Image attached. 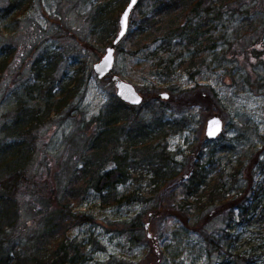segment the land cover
<instances>
[{"label": "rangeland", "instance_id": "1", "mask_svg": "<svg viewBox=\"0 0 264 264\" xmlns=\"http://www.w3.org/2000/svg\"><path fill=\"white\" fill-rule=\"evenodd\" d=\"M104 1H109V9L115 11L113 0H30L19 12L8 13L5 10L10 1L0 0V60L6 53L11 54L6 67L0 71V138L4 135L1 127L6 122V114L14 115L16 102L28 97L30 86L37 85L40 90L32 93L33 99L29 98L28 103L34 108V104L39 103L43 109L47 97L55 103L61 91L79 83L76 96L69 99L62 110L51 112L48 121L33 131L34 151L27 174L37 186L20 190L17 196L19 217L12 231V241L17 245L31 241L35 229L41 228L38 222L43 216L39 217L34 207H40L45 197L52 200L51 189L58 183L61 187L66 184L67 172L80 167L79 153L84 149L85 140L95 131L93 118L117 97L110 77L99 80L92 68L107 47L90 36L97 6ZM140 5L145 8L147 0H142ZM249 5L251 3H246ZM255 6L264 14V0H257ZM136 13L132 11L131 18ZM117 22L109 39L118 30ZM236 23L225 22L224 31L231 33ZM128 27L130 32L133 29L130 21ZM250 28H238L239 38L233 43L236 52L246 50L256 39L255 33H243ZM115 49L112 74L133 84L143 96V85L152 80L149 78L151 62L143 52L134 54L125 40ZM204 56L202 79L198 81L211 87L219 99V107L214 106L212 113L199 106L168 109L167 117L180 121L181 128L167 136L165 151L173 155L177 164L190 155H199L200 162L205 163L210 148H215L210 179L223 183L226 196L231 198L234 186L249 178L264 187V83L258 81L262 73L257 67L254 70L249 67L247 71L251 72V81L255 78L257 82L239 80V69L246 72V68L243 63L232 61L228 44L206 51ZM168 79L176 88L194 84L191 76L179 69ZM150 105L148 109L136 107L135 112L148 117L158 108L157 104ZM214 114L223 120V131L216 139L206 141L208 118ZM221 144L232 145L235 151L231 155L219 151ZM147 169V166L136 168L130 180L115 186L109 193L90 189L80 198L81 202L75 203L73 214H85L92 219L67 232V240L79 244L81 256L87 258L82 264H149L153 259L152 255L147 259L150 247L145 239L149 237L162 264H220L222 261L264 264V193L259 204L249 207L242 217L240 210L232 205L218 208L212 204L199 209L189 206L180 211L184 196L175 188L166 193L167 202L172 203L170 210L161 214L154 206L157 197L148 186ZM188 175L185 172L180 179L185 180ZM132 194H139L141 199L126 203L124 197ZM249 196L247 191L246 197ZM116 198L122 201L116 202ZM203 201L205 197L201 205ZM152 214L155 215L149 219ZM135 217L147 226L146 230L131 225ZM206 237L217 242L223 252ZM50 245L49 242L48 249Z\"/></svg>", "mask_w": 264, "mask_h": 264}, {"label": "trees", "instance_id": "2", "mask_svg": "<svg viewBox=\"0 0 264 264\" xmlns=\"http://www.w3.org/2000/svg\"><path fill=\"white\" fill-rule=\"evenodd\" d=\"M9 1L10 5L5 10L8 13L12 10L19 12L30 0ZM127 2L128 0H113L115 11L109 9V1L97 6L90 32L97 43L109 46L112 42L113 39L109 37L115 31L118 14ZM256 2L257 0H147L145 8H140L142 0L138 1L133 10L137 13L130 20L133 29L127 32L123 40L127 41L134 54L143 52L151 62L149 78L152 80L142 87L145 99L139 106H131L116 97L93 118L95 131L85 140L84 149L79 153L80 167L67 172L66 184L61 187L58 183V186L51 189L52 200L45 197L41 199L40 207H34L37 215L43 216L38 222L42 226L35 229L32 240L29 239L31 241L17 245L12 241V231L16 228L19 217L17 196L20 190L37 186V182L31 181L27 174L34 151L33 131L48 121L51 112L62 110L69 99L76 96L79 83L61 91L55 103L47 97L43 109L38 106L39 103L34 104L36 108L28 103L29 98L33 99L32 93H39L40 90L37 85L29 87L28 97L24 101L19 98L14 115L10 117V114H6V122L1 127L4 135L0 138V264L87 262V258L81 256L79 244L67 240V232L76 225L92 222V219L85 214H73V206L81 202L80 198H84L90 189L109 193L115 186L125 184L132 178V171L141 166L148 167V186L157 197L154 206L161 214L170 210L172 203L167 202L168 194L175 188H179L184 196L181 204L183 209L180 208V211H185L189 206L199 209L212 204H216L218 208L232 205L240 210L243 217L249 207L259 204V198L264 193L262 184L253 183L250 178L244 180L234 186L235 191L228 198L223 189L224 184L218 183L214 178L210 179L215 148H210L205 163L200 162L199 155H190L184 162L177 164L173 155L165 151L164 143L170 133L181 128L180 121L167 117L168 109L199 106L212 113L215 111L214 106L219 107V99L211 87L198 81L202 79L201 68L206 62V51L228 44V51L233 55L232 61L239 65L243 63L246 68V72L239 69V80L245 83L257 82L255 78L251 81V72H247L249 67L253 70L257 67V71L262 73L258 81L264 83V14L255 6ZM246 3L251 5L246 6ZM110 21L113 29L110 28ZM225 22H237L236 26L243 27L235 26L236 29L227 33V30L224 31ZM244 27H251L243 33H255L256 39L246 50L236 52L233 43L239 38L238 28ZM222 53L225 54V51ZM8 54L0 60V71L6 67L11 55ZM176 69L190 75L194 84L185 88L170 85L168 77ZM36 74L40 78L38 71ZM162 90L168 93L165 100L158 97L159 93L156 94ZM150 104H157L158 108L148 117L135 112L136 107L144 106L148 109ZM219 151L231 155L235 150L232 145L221 144ZM177 165L180 167L177 168ZM185 172L189 175L181 180L180 177ZM247 191L250 192L249 197H246ZM110 196L108 194V198ZM203 197L205 201L201 205ZM139 199V194L124 197L126 203L137 202ZM118 201L122 200L116 198V202ZM131 225L142 231L146 230L138 217L134 218ZM41 239L44 240L40 241ZM145 240L150 247L147 259L150 255L153 258L149 264H162L158 250L152 246L153 239L149 237ZM206 240L223 252L217 242L207 237ZM49 242L52 245L48 249ZM220 264H226V261Z\"/></svg>", "mask_w": 264, "mask_h": 264}, {"label": "water", "instance_id": "3", "mask_svg": "<svg viewBox=\"0 0 264 264\" xmlns=\"http://www.w3.org/2000/svg\"><path fill=\"white\" fill-rule=\"evenodd\" d=\"M139 0H135V3H133V0H128L127 4L123 8V10L119 14L118 23H117V32L115 36L112 38V42L105 48L104 55L99 59V62L95 63L93 65V71H95L97 78L100 79H106L110 77V80L113 81L115 90H116V96L118 99H120L123 102L128 103L131 106H139L143 103V100L145 99V96L141 95L139 91H137L133 84H130L127 81H124L122 78H120L117 75L112 74L113 66L115 63L114 56H115V47L119 44L120 41L124 39V36L128 32V25L130 21V15L132 11L136 8L137 3ZM131 5V7H129ZM127 12V16L125 17V13ZM123 33V34H121ZM109 51H111V55L109 57ZM108 57V60L105 58ZM158 97L162 100H165V98H168V93H159ZM223 128V120L220 118V116L214 114L211 117L208 118V122L206 125V133H205V140H214L220 134L222 133ZM155 215V214H154ZM153 214L149 216H154ZM147 226L145 227V229Z\"/></svg>", "mask_w": 264, "mask_h": 264}, {"label": "snow or ice", "instance_id": "4", "mask_svg": "<svg viewBox=\"0 0 264 264\" xmlns=\"http://www.w3.org/2000/svg\"><path fill=\"white\" fill-rule=\"evenodd\" d=\"M133 3H135V0H133ZM129 7H131V5ZM126 16H127V12L125 13V17ZM121 34H123V33H121ZM110 55H111V51H109V57H110ZM105 59L108 60V57H106Z\"/></svg>", "mask_w": 264, "mask_h": 264}]
</instances>
